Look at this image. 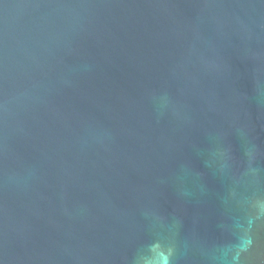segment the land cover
Masks as SVG:
<instances>
[{"label":"water","instance_id":"1","mask_svg":"<svg viewBox=\"0 0 264 264\" xmlns=\"http://www.w3.org/2000/svg\"><path fill=\"white\" fill-rule=\"evenodd\" d=\"M0 264H264V0H0Z\"/></svg>","mask_w":264,"mask_h":264}]
</instances>
